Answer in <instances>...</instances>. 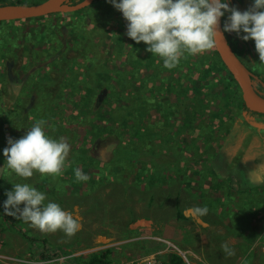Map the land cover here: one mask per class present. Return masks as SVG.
<instances>
[{
	"label": "rangeland",
	"instance_id": "1",
	"mask_svg": "<svg viewBox=\"0 0 264 264\" xmlns=\"http://www.w3.org/2000/svg\"><path fill=\"white\" fill-rule=\"evenodd\" d=\"M41 1L44 0H22L21 4ZM251 3L252 0H229V7L235 6L244 11ZM97 7H105L103 16L97 17L99 13L92 6L88 9L92 13L84 18H76L77 14H59L45 15L33 21L32 24L37 28L46 27L45 30L51 37L36 45V48L33 47L36 51L31 53L30 58H27L30 54L26 52L21 54V59L13 62V50L5 51L4 47L0 48V83L2 89L9 90L2 92L6 96L14 94L12 101L11 97H0L1 106L7 109L2 120V149L6 146L8 136L19 138L36 120L43 119L46 121L45 133L53 139L63 137L70 146L68 155H71L67 156L60 175H44L47 183H41L42 180L34 182L39 178L38 173L21 178L6 169V174L11 178L8 184H31L45 194V203L51 200L71 212L78 219L80 228L73 236L67 237L60 230L42 233L22 220H16V225L25 228L28 234L47 237L50 249H55L56 246L74 249L71 253L73 255L86 256L97 250L112 248L110 254L113 258L109 264H163V260L172 252L179 253L185 264H264V190H260L261 187L258 186V177L264 170L258 177L255 175L250 180L245 179L251 185L255 183L251 190L243 192L245 198L253 197L256 200H252L255 205L249 206L246 200L233 197L230 209L235 212L239 208L243 217L238 214V218L242 220L236 224L233 222L230 229L226 225L231 220L226 215L219 222L208 215L193 218L189 209L197 204L200 206V199L195 196L193 188L187 187L186 191V186L181 187L186 191V198L180 202L179 208H183L186 219L175 216L178 209L176 196L166 194L164 204L158 195L150 203L153 193L148 188V179L144 178L150 171L153 159L155 164L152 166L156 163L180 162L184 168L182 171L187 175L191 176L194 170L200 175L197 179L200 184L197 185L195 179L193 184L198 187L203 183V192L214 198L208 193L210 185L204 181L211 179V161L206 158L215 153L218 145L225 148L220 158L224 159L226 156L230 161L234 159V162L239 158L240 162L233 165L235 171H238L236 174H245L246 170L253 174L258 169V165L252 160L244 159L242 155L232 153L224 147L229 143L228 135L224 139L226 130L235 125L241 114L234 113L236 120L227 113L224 114L225 98L220 92L210 95L208 101L211 105L206 108L204 105L207 102L204 103V97L197 92L186 95V90H183L178 93L176 91L180 87L171 85L182 84V79L188 75L195 79L202 72V64H210L208 55L215 46L191 57L186 53L177 66L168 69L160 63L161 58L145 51L143 42L137 44L125 35L126 21L107 0L98 3ZM66 15L68 16L65 17ZM66 20H77V26L71 28V33L62 29V26H67ZM22 21L20 18L5 26H20ZM58 28L60 32L57 31ZM36 34L34 32L35 38L38 37ZM231 36L236 43L239 42L236 33L231 32ZM34 37L30 36L27 47L34 46ZM251 45L247 61L254 70L264 74V64L260 63L253 40ZM16 54L18 55V50ZM62 55H68V58L64 60ZM131 55L146 62L152 55L154 61L149 72L145 68L141 70L142 74L148 72V75L144 79L145 83L137 82L143 85L140 90H131L133 94H137V103L146 108L144 115L138 116V120L127 127L123 121L117 124L112 119H105L110 107L112 109L119 100L130 98V95L127 90H120L113 92L114 100H111L109 90L103 94L109 81L102 80L103 73L100 69H115L116 63H121L123 68L122 63L130 60ZM68 62L71 72L61 81L57 69ZM189 63L193 64L194 72L188 68ZM17 69L19 74L14 73ZM131 69H134V65ZM113 75L116 77V72ZM234 86L240 94V86L235 82ZM159 101L158 108H154ZM177 109H180V114L175 118ZM251 113L248 112L249 115ZM262 121L264 122V117ZM138 131L143 133L141 138L136 133ZM243 135L241 142L244 144L251 138L257 141V146L261 145V140L264 143L261 134ZM133 146H139V157L145 161V171H142L141 163L135 161L134 155L138 152H128ZM123 154L131 161L126 163L130 167L128 172L124 163L120 162ZM261 155L264 159V154ZM76 168H80L83 173L85 170L88 179L75 180L77 185L74 186L70 182L74 179ZM213 169L218 171L222 167L215 165ZM174 175L177 184L182 181L177 173ZM165 185L167 188L168 184ZM177 187L179 188L171 185L173 193H176ZM120 197L123 200L121 204L116 200ZM220 203L216 204L217 210L222 209ZM102 205L105 206L100 208ZM1 227L5 229L2 230ZM218 232L222 235L216 239ZM72 241H80L81 244L66 245ZM225 243L234 250V255L224 254L221 246ZM37 246L43 247V244H28L18 231L0 218V264H27L26 256L29 253L33 255L35 251L32 248ZM31 264L63 263L57 260L56 263L31 261Z\"/></svg>",
	"mask_w": 264,
	"mask_h": 264
},
{
	"label": "trees",
	"instance_id": "2",
	"mask_svg": "<svg viewBox=\"0 0 264 264\" xmlns=\"http://www.w3.org/2000/svg\"><path fill=\"white\" fill-rule=\"evenodd\" d=\"M79 1L81 0H71L72 3H77ZM100 2H103V0H92L90 4L83 6L79 9L73 10V11H58V12L48 13L46 15L54 16V15H59V14H74V15L77 14L76 18H80V17L84 18L85 16H88L89 14L92 13L90 10H88L89 7L94 6V8L99 13L97 17H101L104 15L103 10H105V7L104 8L97 7L98 3ZM6 3H23V2L22 0H0V5L6 4ZM42 16H45V15L22 18L23 23H21L22 25L20 26H17V25H8V27L5 26L8 22L19 20L20 18L10 19V20H0V48L4 47L5 51H8L10 49L13 50L11 51L13 53L12 55L13 62H15L14 61L15 59H21V54H24V53L26 54V52H29L30 55L27 58H30L31 53L36 51V49H33V47L36 48V45L42 43L43 41L51 37V34H48L46 32L45 30L46 27L37 28V26H34L32 24L33 21L38 20ZM67 16L68 15H66L65 17ZM76 18H72V19H76ZM63 21L65 22V18H63ZM224 21L225 20L223 18L222 23H224ZM68 23H71V24H68ZM75 23H77V20H71V22L70 20H66L65 25L67 26H62V29L69 30V33H71L73 32L71 28L73 27L76 28L77 26V24ZM12 27L13 29H11ZM57 31L60 32L59 28L57 29ZM34 32H37L36 34L38 36L37 38L34 37ZM30 36L32 38L34 37V40H33L34 46H31L29 48L27 47V44H29ZM72 37H74V33H72ZM17 50H18V55L16 54ZM8 56L10 58V55ZM62 56L64 60L68 58V55H62ZM189 56L191 57L193 55H189ZM203 56L207 57L206 55H202V57ZM208 58L210 60L209 61L210 64L209 65L202 64V67H201L202 72L195 79L192 78L191 75H188L186 76L185 79H182V84L177 83V84H171V85H176L180 87L179 90L176 91L178 93H181L183 90H186V95H188V93L190 92L191 93L194 91L197 92L198 95H200L201 97H204V100H205L204 103L207 102L204 105V107L206 108L207 107L210 108L209 106L211 105V102L208 101L210 95L220 92L222 94V97L225 98L224 104L226 107L224 110V114L227 113V115L233 118L234 120H236V117L234 115L235 112H238L241 114L239 120H236L235 125L232 126L231 129L226 130V135L224 134V139L226 140L227 135H228L229 143L224 147H227L228 149H230V152L232 153H237V154L242 155L244 159L252 160L253 163L258 165V169L255 172H253V174L247 170L245 174H243L242 172H240V174H236V172L238 171H235V169L233 168V165H236L240 162L239 158L236 162H234L235 161L234 159L233 161H230L226 156L224 159L220 158L222 153H224L225 148H223V145L219 146L218 144L220 143H218L217 145L219 147L218 146L216 147L217 149L215 153L212 156L206 158L207 160L211 161L210 172H209V174L211 175V179L209 180L205 179L206 181H204L205 184L208 183L210 185V189L208 193L212 194L211 196H214V198L209 197L208 195L205 194V192H203V183L199 185L198 187L196 186V184H193L194 179L197 182V185L200 184L199 181L197 180L200 177V175H198V173H196L195 170L192 171L191 176L187 175L185 171H182L184 168L180 164V162L156 163L155 166H152L153 163L155 164L154 159H153L151 160L150 171L144 175V178L148 179V182L150 184L148 188L151 189L150 192L153 193L151 194V197H150V203L151 201H155V198L158 195L161 197V200H162L161 203H164V204H166V194L168 196H171V195L173 197L176 196L175 202L177 204L178 209H177V214H175V216L177 215L179 219H186L185 214L183 213V208H179V206H180L181 201L183 200L185 201L187 187H189L190 189L193 188V190L195 191L194 193L195 196H197L198 199H200L199 205L207 206L208 208L207 215L214 217V221L216 222L217 221L219 222L220 218L226 215V217L231 220L229 222L230 226L226 225V227L230 229L233 225V222L236 224L240 220H242V218H238L237 216L238 214H240V217H243L241 215V210L239 208L236 209L235 211L236 213L232 211V209H230L232 205L231 201L233 200V197L235 198V196H237L239 198L238 200H244V201L246 200L247 201L246 203H248L249 206L255 205L252 203V200L254 202L256 200L253 197L245 198L243 195V192H245V190H251L253 188L252 185L255 184L253 183L251 185L249 184L248 181L246 182L245 179L250 180L251 179L250 177L251 176L255 177V175L256 177H258L257 175L264 170V159L261 158L263 156L261 154H264V143H263V140H261L260 141L261 145L257 146V141L253 138L249 139L248 143H245V144L242 143L241 141L244 136L243 133H246V134L254 133L257 136L261 134V137L264 138V132H263L264 122L262 121L264 117V113L254 111L245 104L241 93L239 94L235 90L234 82L237 83L236 79L233 77L232 73L230 72L228 67L225 65V63L221 59L215 47L209 53ZM153 61L154 59L152 55L151 57L148 58V62H146L142 58L137 59L135 55H131L130 60H124V62L122 63L123 68L121 67V63H116L114 64V66H116L115 69L114 68L100 69V72L103 73L102 80L106 79L109 81V84L106 86V89L103 91V94L107 92L106 90H109V93H111L109 95V98L111 100H114V98L112 97L113 92L114 93L117 91L119 92L120 90L122 91L127 90V92L130 95V98L128 97L126 99L123 98L122 100H119V102L116 103V106L113 107L112 109L110 107V110L106 113L105 119H112L115 122H117V124L123 121V124L129 127V126H132L133 123L138 120V116L141 117L144 115V110H146V108L144 109L142 104L137 103L136 101L137 94H133L132 89L140 90V88L143 85L137 84V82L143 81V83H145L144 79L146 77V74L148 75V72L151 66H153ZM132 65H134L133 70L131 69ZM144 68H145V71L146 70L148 71L146 72V74L141 73V70ZM188 68L194 72L193 70L194 66L192 63L188 64ZM122 70H124L123 73L121 72ZM70 72L71 71H70L69 62L60 65L57 69V75L58 73H60L59 80L61 79L62 81L64 78L67 77V74H70ZM114 72H116V75H117L116 77L113 75ZM16 74H17V71H16ZM261 75H262V78L264 79V75L262 73ZM17 81L19 82L18 78H17ZM258 84H260L259 86L263 90L262 94L264 95V85L262 83H258ZM13 99L14 97H11L10 101H12ZM82 100H85V99L82 98ZM159 104H160V101L155 105L154 108H158ZM236 107L238 108L236 109ZM177 110L178 111H176V115L174 116L175 118H177L180 114L179 113L180 109H177ZM5 112H7V109L5 108L3 109V107L1 106V99H0V150L2 149V146H4V139H3L4 136H3V128H2L3 121L2 120L4 118ZM248 112L249 113L252 112L253 114L251 113L249 115ZM252 115H259V116L253 117ZM102 119L104 118L102 117ZM98 121L101 124H103L99 119ZM186 123H188L187 120H186ZM251 126H255V128L257 127V129L251 128ZM136 133L139 138L143 136V133L141 131H138ZM229 133H231L230 136H229ZM247 147H249L250 149H247ZM132 151L138 152L137 155L136 154L134 155L135 161L140 162L143 167L142 171H145V166H144L145 161L144 160L142 161L139 157V152H141L139 151V146H135V147L133 146L131 149H128V152H132ZM146 151H149V150H146ZM1 153L2 152L0 151V203H2L4 199H6V196L4 195L5 191L10 190L12 187V186H9L8 184V181L11 178L8 176V174H6V169L8 170V168L5 163L6 161H4V157ZM68 156H71V155H68ZM149 156H153V155L149 154ZM219 159H220V162H219ZM118 160H119V157H118ZM120 162L124 163L127 169V172H128L130 170V167H128L126 163L131 162L130 159L129 158L127 159L126 155L123 154ZM215 165L221 166L222 170H218V171L214 170L213 167ZM172 171L177 173V176L182 180V181H178V184L176 183L177 178L173 177L175 176L174 175L175 173H172ZM84 173H86L85 170H84ZM262 173L263 174L260 176V178L258 177V179L260 180L258 183V186L261 187L260 190H264V183H263L264 182V172ZM37 177L39 178L35 180L34 182H37L40 180H42L41 183L48 182L47 179L40 174H38ZM70 183L74 186L77 185L75 182V179H71ZM165 183L168 184L167 188H166ZM172 184L179 186V188L178 187L176 188V193H173V190L171 188ZM120 186L121 185H119V187ZM184 186H186V191H183L181 189V187H184ZM127 187H129V185ZM120 196H123V195H120ZM98 200L103 201L102 199H98ZM116 200L119 202V204L123 202L121 197L118 199L116 198ZM219 201H221V203ZM217 203H220V205L222 206L221 210L216 209ZM112 205L115 206L114 203H112ZM104 206L105 205H102L100 206V208H103ZM184 206L186 208V205ZM0 213H2V209H0ZM0 218L3 220V222L6 225L10 227L12 226L15 229V231H18L21 237L24 239V241L26 240L28 244L34 245L37 242H40L43 244V247L37 246L36 248H32L35 252L33 253V255L29 253L26 256L27 264H31V261H34V262L42 261L44 263H48V262L56 263L57 260H61V263L63 264H70V263L71 264H109L112 262L113 257L110 254L112 248H105L102 250H97V251L91 252L89 255H86V256L84 254L73 255L71 253L73 252L74 249L72 250V249L64 248V247L61 248L60 246H56L55 249L54 248L50 249L49 244H48L49 239L47 237L34 236L31 233L28 234L25 231V228L23 227L21 228L20 226H17L15 221L20 220V219H16V218L2 215V214H0ZM205 219L209 220L207 217H205ZM1 229L4 230L5 228L1 227ZM219 235H222V234L218 232V234L216 235V239L218 238ZM71 244L73 245L76 244L78 246L81 244V242L72 241V243H69L66 245H71ZM25 250H27V248H25ZM163 264H185V261L183 260V257L179 253L172 252L170 255H168L166 260H163Z\"/></svg>",
	"mask_w": 264,
	"mask_h": 264
},
{
	"label": "clouds",
	"instance_id": "3",
	"mask_svg": "<svg viewBox=\"0 0 264 264\" xmlns=\"http://www.w3.org/2000/svg\"><path fill=\"white\" fill-rule=\"evenodd\" d=\"M126 21L125 35L145 44V51L161 58L163 67L172 69L182 56L202 54L211 49L216 38L234 32L243 41L252 39L261 64H264V0H252L240 11L228 0H107ZM228 14L220 25V18ZM46 121L36 120L19 138L8 136L2 151L7 168L16 176L28 178L38 173L58 176L65 166L70 146L63 137L53 139L44 131ZM76 181L88 176L74 170ZM0 203L2 215L20 219L40 232L62 231L73 236L80 223L71 212L56 202L45 203V194L29 183H13ZM193 218L207 215L206 205L189 209ZM226 256L234 250L222 244Z\"/></svg>",
	"mask_w": 264,
	"mask_h": 264
},
{
	"label": "water",
	"instance_id": "4",
	"mask_svg": "<svg viewBox=\"0 0 264 264\" xmlns=\"http://www.w3.org/2000/svg\"><path fill=\"white\" fill-rule=\"evenodd\" d=\"M91 2L92 0H81L77 3H72L71 0H44L35 4L6 3L0 5V20L22 19L58 11H73ZM220 25L222 28V17ZM214 46L239 84L245 104L254 111L264 113V96L255 89L253 79V77L258 78L259 76L252 73L238 57L225 33H223V38L219 36L216 38ZM262 83L264 85L263 81Z\"/></svg>",
	"mask_w": 264,
	"mask_h": 264
},
{
	"label": "flooded vegetation",
	"instance_id": "5",
	"mask_svg": "<svg viewBox=\"0 0 264 264\" xmlns=\"http://www.w3.org/2000/svg\"><path fill=\"white\" fill-rule=\"evenodd\" d=\"M228 3H229V0H228ZM227 15L228 14L226 13L225 16L222 17V20H223V18H224V20H226ZM225 34H226V37H227L229 43L231 44L232 48L234 49L235 53L238 55V57L244 62V64L250 69V71H252V73H254L255 75L259 76L258 78L253 77V79H254V86H255V89L258 92H262L263 90L260 88V86H259L260 84H258V83H262V81L264 82V79L262 78L261 72H259V70H254L252 68L251 64L247 61V58H246V56H248L250 54V51H251V46H252L251 45V41H252V39H249L248 41H245L244 42L243 40H241L240 38H238L239 42L236 43L234 37L231 36V33L225 32ZM18 70L19 69L16 70L17 71V74H19V71ZM16 71L14 72L15 74H16ZM2 91H9V90L2 89V86H1V83H0V97L3 98V96H6V95H4V92H2ZM7 96L8 97H13L14 94H9Z\"/></svg>",
	"mask_w": 264,
	"mask_h": 264
}]
</instances>
